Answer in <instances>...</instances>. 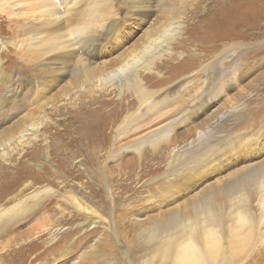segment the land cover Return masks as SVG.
Here are the masks:
<instances>
[{"label": "rangeland", "instance_id": "rangeland-1", "mask_svg": "<svg viewBox=\"0 0 264 264\" xmlns=\"http://www.w3.org/2000/svg\"><path fill=\"white\" fill-rule=\"evenodd\" d=\"M23 1L26 0H12L15 3ZM118 2L125 4V0ZM27 3L32 2L24 4ZM163 4V0H154L152 5L156 12L132 16L128 22H123L126 13L120 10L121 28L105 35L95 63L105 65L125 56L158 26L166 24L171 14L166 13L169 5ZM179 5L181 12L176 13V16L183 17L185 30L188 29V32H182L183 35L180 34L170 46L171 52H178L182 60L174 59L168 64L174 67L169 70L171 79L167 84L173 86L182 80L188 87L198 83L202 85L209 81V76H213V73L203 70L204 67L208 68L210 60L209 57H202L206 50L205 47L197 46L202 44H197V40H203L207 35L214 52L230 47L233 42L231 36L235 37L239 33L237 26L242 25V17L239 12H235L238 7L229 10L224 7L226 5H220L219 8L218 5L213 8L212 1L183 0ZM249 8L252 14L249 25L251 29L246 34L252 38L239 42L240 46H234L221 55L229 56L223 65H232L233 68L238 66L230 85L222 83L220 79L212 85L211 90L202 88L198 107H195L192 118L175 129V136L170 144L164 140L158 147L151 149L148 143L144 146L142 157L135 150L120 156L118 154L114 158L111 155L106 159L103 157L101 171L104 173L105 190H101L103 188L97 173H94L91 163L86 165L88 160L83 156L76 155L66 159L68 162L59 168H67L71 172L70 177L61 175L66 178L65 182L58 178L52 184H49L47 178H54L48 173L56 168L51 165L53 155L46 151L48 148L43 146L42 151L38 148L40 157L35 159L31 154L34 148L28 149L30 152L26 156L25 150L23 154L13 156L12 153L5 158L6 168L18 164L20 174L15 170L6 177H0V214L27 197L23 201L33 212L22 216L20 210H17L16 215L21 214L16 219L17 222L4 225L0 231V264H173L172 260L163 262L157 257L154 244L157 237L163 240L162 237L167 238L172 233L185 235L189 229L185 226L189 222V219L185 220L186 217L189 216L191 221L199 219L191 208L195 199L207 193L214 196L226 181L243 177L240 175L244 171L255 169L264 163V0H250ZM214 10L216 14L209 16V12L212 14ZM7 24V17L1 14L0 57L3 59L5 72L14 74L11 88L8 82L0 80V98L12 96L10 101L0 104V119L4 120L0 126L3 140L16 135L29 124L30 117L36 118L38 114L32 113L40 102L34 85L27 94L26 90L21 92L17 88L18 81L29 79L28 69L34 68L36 61H31L33 56L29 54H26L28 57L21 58L13 50L5 51L9 39ZM181 41L183 48L178 47ZM191 41L196 44L193 45ZM201 63L203 66L199 68ZM212 65L215 67L214 63ZM193 68H199L194 77L189 74ZM71 78L69 75L54 83L47 96L57 95ZM64 115L52 118L60 120L61 128H72L68 123L71 113ZM214 121L216 124L212 127L211 123ZM165 122V117L156 119L150 128L125 141L159 129ZM208 126L210 130L207 129ZM199 132H205L202 139L209 142L222 138L223 142L229 140L231 143L226 149H221L220 153L214 154L211 161H206V165L198 163V160L188 162V154L192 148L184 145L196 139ZM47 141L49 140L41 141L40 144L46 145ZM200 145L193 147L196 149ZM56 173L59 175L58 171ZM38 179L44 180L37 183ZM31 181H34L33 187L28 186ZM65 183L67 186L64 188ZM22 190V195L16 200L8 201ZM95 190L102 192L95 195L92 193ZM40 191L43 194L34 197ZM223 193L222 200L216 199V205L220 203V206L217 208L215 205L214 208L219 212L221 209L225 211L226 229L223 233L227 238L223 242L230 246L227 226L233 224L234 214H231L225 203L226 192ZM251 209L255 217L262 214L255 205ZM249 225L244 229V235L249 230H253L256 235L258 229ZM261 229L264 230V225H261ZM154 235L157 236L154 238ZM255 241L256 249L250 253L246 264H264V245L259 248L257 235ZM232 250L233 248H227L222 256H229ZM242 250L243 245L235 251ZM214 264H221V261Z\"/></svg>", "mask_w": 264, "mask_h": 264}, {"label": "bare ground", "instance_id": "bare-ground-1", "mask_svg": "<svg viewBox=\"0 0 264 264\" xmlns=\"http://www.w3.org/2000/svg\"><path fill=\"white\" fill-rule=\"evenodd\" d=\"M28 1L32 3L24 4ZM153 1L125 0V4L121 5L118 0H26L17 3L12 0H0V15L3 14L8 20L9 39L8 48L5 45V51L13 50L15 54H20L21 58L28 57L26 54H29L33 56L31 61H36L34 68L28 69L29 79L25 80L26 82L18 81L17 88L21 92L26 90L27 94L35 86L36 97L40 101L32 113L38 114L36 118L30 117L31 122L21 128L16 135H11L6 140L0 136V177H6L15 170L19 173L18 164L6 168L7 156H11L12 153L15 156L25 150L26 156L30 152L28 149L34 148L31 154L35 159L40 157V151L37 149L44 146L49 149H46L48 153L49 151L52 153L51 165L54 169L56 168L55 171L48 173L54 178V180L47 178L49 184L57 182L58 178L65 182L66 178L61 175L69 178L71 172L64 166L62 168L59 166L66 164L68 162L66 159L79 155L88 160L86 165L91 163V168L94 173H97L102 184L101 190H105L104 173L101 171L103 157L106 159L111 155L114 158L118 154L120 156L131 150L137 151L138 156L142 157L146 144L149 143V148L155 149L161 141L165 140L169 143L175 136V129L192 118L202 88L211 90L212 85L220 79L222 83L230 85L232 76L235 75L233 73L238 66L234 65L233 68L232 65H223L229 56L221 55L234 46H240L239 42L252 38L246 34V31L251 29L249 27L252 18L249 8L250 0H206L207 3L212 1L213 8L218 5V8L221 7L220 5H226L224 7L229 10L238 7L235 12H239L243 23L237 26L239 33L235 35L236 38L231 36L232 45L224 47L221 51L212 50V44L206 32L203 40H197V44L202 43L197 46L205 47L206 50L202 57L204 59L209 57L210 60L208 68L204 67L203 70L213 73L205 84L192 85L191 83L192 86L188 87L182 80L173 86L167 84L171 79L169 70L174 67L168 64L174 59L182 60L178 52L177 54L171 52L170 46L180 34L183 35L182 32H188V29L185 30L183 17L176 16V13L181 12L179 7L183 4L179 5V3L183 0H163V6L169 5L166 11L171 14L168 22L158 26L125 56L105 65L95 63L105 35L119 31L121 28L120 10L126 13L123 22H128L132 16L156 12L152 5ZM215 12L216 10L212 14L209 12V16H214ZM191 43L196 44L192 41ZM181 44L182 41L178 47L183 48ZM3 63L0 57V80L8 82L11 88L14 74L6 73ZM202 66L201 63L199 68ZM193 69L189 74H193L191 76L194 77V73L199 71L197 68V70ZM165 72L170 75H166ZM69 75L72 78L67 86L57 95L47 96L54 83ZM181 75H183L182 70ZM10 96L1 97L0 104L10 101ZM66 113H71L68 123L72 128H61L60 120L52 118ZM164 117L166 122L159 129L125 141L150 128L156 119H164ZM3 123L4 120L0 119V126ZM215 124L214 121L211 126ZM207 129L210 130V126ZM204 136L205 132H199L196 139L184 145V147L192 148L191 153L188 154V162L198 160V163L206 165V161H211L214 154L220 153L221 149H226L231 143L229 140L223 142L222 138L209 142L202 139ZM46 138L49 140L47 144H40L41 141L47 140ZM198 144L201 145L194 149L193 146ZM19 163L21 164L22 161L20 160ZM240 176L243 177L238 176L223 183V188L217 189L214 196L207 193L193 201L191 208L199 219L195 218L191 221L189 216L186 217L185 220L189 219V222L185 226L189 229L185 235L178 236L177 233H172L167 238L162 237L163 240H160L161 237H157L158 240L154 239L155 252L161 261L172 260L173 264H214L217 261H221V264H246L248 256L256 249V235L260 243L259 248L260 245H264V230L261 229V225H264V163L259 164L255 169L244 171ZM43 180L38 179L37 183ZM32 184L34 181H31L28 186L33 187ZM66 186L65 183L64 188ZM23 191L8 201L16 200ZM99 191L95 190L92 193L97 195ZM223 191L226 192L225 203L230 208L231 214H234L233 224L227 226L230 246H226L223 242L227 238L223 233L226 229L225 211L223 209L220 212L217 211L220 203L216 205L218 203L216 199L222 200ZM39 194L42 195L43 192H37L34 197ZM25 199L23 198L13 208L0 214V231L4 225L17 222L16 219L21 214L26 216L33 212L26 206L23 201ZM215 205L217 208H214ZM254 205L262 213L258 215L259 217H255L252 213L251 208ZM17 210H20L21 214L16 215ZM249 224L255 230L258 229L256 235L253 230H249L244 235V229ZM156 236L154 235V238ZM242 245L243 250L236 252L235 250ZM227 248H233V250L229 256H222Z\"/></svg>", "mask_w": 264, "mask_h": 264}]
</instances>
